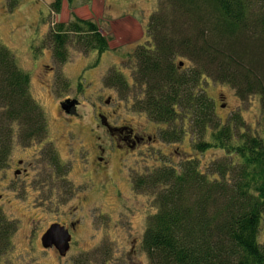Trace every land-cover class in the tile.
Masks as SVG:
<instances>
[{"label": "trees", "instance_id": "obj_1", "mask_svg": "<svg viewBox=\"0 0 264 264\" xmlns=\"http://www.w3.org/2000/svg\"><path fill=\"white\" fill-rule=\"evenodd\" d=\"M18 1L6 0V10ZM63 1L54 0L50 10L58 14ZM149 18V44L128 54L135 64L131 86L112 71L103 81L131 99L134 111L164 125L163 142L178 144L188 135L192 152L214 148L222 156L203 168L190 152L132 177L133 189L153 197L156 207L142 236L148 264H264V133L252 132L240 112L223 122L204 91L211 80L242 101L257 96L264 107V0H158ZM75 19L50 31L53 57L61 63L68 41L98 54L109 49L94 23ZM28 83L0 45L2 155L13 143V122L22 130L19 143L45 134ZM3 222L1 216L0 259L12 231Z\"/></svg>", "mask_w": 264, "mask_h": 264}, {"label": "rangeland", "instance_id": "obj_2", "mask_svg": "<svg viewBox=\"0 0 264 264\" xmlns=\"http://www.w3.org/2000/svg\"><path fill=\"white\" fill-rule=\"evenodd\" d=\"M5 1L0 0V45L12 54L17 67L29 75L28 90L44 115L47 139L54 142L56 139L61 163L64 166L71 164V169L69 173L58 174L54 168L43 167L40 160H34L37 166L29 171L34 179L26 191L22 180L13 190V195L11 191L0 190L4 194L0 212L6 213L3 219L6 223L16 224L10 233L8 253L2 257V263L129 264L125 255L112 247V241L117 238L114 235L125 230L139 240V251L133 264H148L141 240L147 219L156 207L153 197L133 189L132 177L143 174L160 161L176 164L190 152L192 157H198V164L203 168L222 156L214 148L202 154L192 152L188 135L178 144L163 142L159 131L164 125L153 123L144 113L134 111L131 99L127 100L119 94L117 87L108 86L103 81L112 71L117 75L123 74L131 86L135 64L128 54L138 45L149 44V17L156 11L158 0H72L70 3L64 0L58 14L50 10L54 0H19L12 11L6 10ZM75 18L94 23L109 38V49L98 54L92 50L85 51L81 43L68 41L65 44L67 58L61 63L53 57L52 46L49 45L50 31L53 24H67ZM204 91L214 101L216 114L223 122L235 112H240L252 132L264 133V107L257 96L242 101L229 86L211 80H205ZM107 97L115 102L110 104L116 110L114 120L112 118L115 124L120 118H129L131 124L127 126L152 135L153 140L142 145L144 147L133 149L112 147L104 171L92 173L87 168L89 171L82 172L80 165L85 163L83 156L86 155L82 151L81 160L77 159V137L82 136L85 147L89 148L93 142L91 129L96 121L93 120L90 103H102ZM61 98L79 101L77 115L58 112L57 101ZM128 137L133 138L131 135ZM65 138L68 150L63 146ZM125 150L127 155L124 156ZM98 181H101V188H106L103 195L93 193V187L99 188ZM74 206L78 208L73 216L78 217L75 219L80 220L82 227L74 231L73 246L65 257L40 249L41 227L57 219H68L66 211H72ZM110 216L118 228L109 229V235L103 225ZM84 245L92 247L84 248Z\"/></svg>", "mask_w": 264, "mask_h": 264}, {"label": "flooded vegetation", "instance_id": "obj_3", "mask_svg": "<svg viewBox=\"0 0 264 264\" xmlns=\"http://www.w3.org/2000/svg\"><path fill=\"white\" fill-rule=\"evenodd\" d=\"M64 102H67V107L69 105L68 111H65L62 108V104H64ZM113 103L115 102H113L112 99H110V97H107V99L103 100L102 103H98V104H96L95 102L90 103V106L92 107L93 110V120L96 119L95 127L91 129L93 142L90 144L89 148L85 147L86 143L84 142L83 137L79 136L77 137V144H76V146L79 147L77 159L80 157L82 151H84L85 152L84 155H86L83 156L85 163L83 164L82 162V164L80 165L81 168L83 169L81 170L82 172L89 171V169L87 170V168H90L92 173H95L96 170L104 171L108 166V157L111 153L112 147L116 146L117 150H121L122 146L126 147L127 149H133L136 146L144 147L142 145L150 143L153 140L152 135L147 134L143 131L139 132L138 130L131 128L130 126H127V124H131L129 118H125V117L120 118L118 122L121 121V123L118 124L117 122V124H115V122L112 121V118L114 120L116 110L112 109L111 108L112 106L110 107V104ZM117 104L119 105V103ZM79 105L80 103L78 100H76V98H71V99L61 98L57 101L58 112L62 115L64 113L70 116L77 115V108ZM17 123L18 122H13L11 124L12 125L11 137L13 139V143L11 144L10 147L2 150V153L4 155L0 154V157H2L0 159V190H6L8 192L11 191L12 195L14 193L13 190L18 188V185L20 184L21 180L23 181L22 186L25 191L27 190V188L30 187L31 182L34 179L31 178L32 174L30 172L35 166H37L36 164H34V160H40L41 163L43 164V167L45 165L48 168H54L58 174L69 173L71 169V166H69L71 164L64 166L61 163L60 148L59 146H57L56 139L55 142L54 140L47 139L48 137L47 131H45V134L42 135V137L39 136L34 137L28 144L19 143L18 137H21L22 130ZM46 129H47V125H46ZM93 131H96V133H94ZM129 135L133 136V138L132 137L129 138L128 137ZM127 141H130V143H127ZM116 142L118 143L116 144ZM63 146L68 150L69 147L66 138H65V145ZM14 151H16L15 154H12ZM124 152H125L124 156L127 155L126 153L127 151L125 150ZM79 160H81V158H79ZM99 182L101 181H98V183ZM39 183L41 185H44L42 181H39ZM93 189H94L93 193L98 192L101 195H103L106 192V188H101V183H99V188L93 187ZM73 193L75 192L72 189L71 194ZM3 197L4 194L0 193V201ZM81 199L85 200L84 198ZM77 208L78 206L76 207L74 206L72 208V211L70 212L66 211L67 214H69L68 219H59V220L57 219L49 222L44 227H41V231L38 239V243L40 244L39 246L40 249L44 251L51 250L52 252H56L58 254L55 245L44 247L41 242L42 236L46 233V231L50 228L51 225H55V224L62 227L69 235L70 239H69L68 251L71 249L74 242V233H75L74 231L76 230L79 231V229L82 227L80 224V220L75 219V217L77 216H73V214L75 213L74 211L77 210ZM1 216L3 218L6 217V213L0 212V217ZM71 216H73V219ZM3 221H4L3 225L9 226L10 228H12V230L13 227L16 226V224L6 223L4 219ZM113 222H115V220L111 219L110 216L109 221L103 225L106 228V230H108L107 234L109 235L111 234L109 233L111 229L118 228L117 223L115 222V224L113 225ZM116 236L117 238L112 241V243L114 244L112 247H114L115 251H119L122 254H124L125 260L128 261L129 264H133L134 258L137 256L139 251L138 248L139 240L136 238V236L133 235L131 236L125 230H122V232L119 235L116 234L114 235V237ZM141 244H142V240H141ZM90 247H92V245L91 246L84 245V248H90ZM107 250L108 249L106 245L105 251L107 252ZM6 253H8V248L5 250V253L2 255V257ZM65 255L64 256L59 255V256L65 257ZM1 259H0V264H3Z\"/></svg>", "mask_w": 264, "mask_h": 264}, {"label": "water", "instance_id": "obj_4", "mask_svg": "<svg viewBox=\"0 0 264 264\" xmlns=\"http://www.w3.org/2000/svg\"><path fill=\"white\" fill-rule=\"evenodd\" d=\"M182 65V62L179 63ZM69 107V105H68ZM67 102L62 104V108L65 111H68ZM69 235L67 232L60 227L59 225H51L50 228L46 231V233L42 236L41 242L44 247H49L51 245H55L58 254L60 256H64L69 248Z\"/></svg>", "mask_w": 264, "mask_h": 264}]
</instances>
